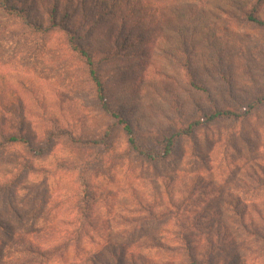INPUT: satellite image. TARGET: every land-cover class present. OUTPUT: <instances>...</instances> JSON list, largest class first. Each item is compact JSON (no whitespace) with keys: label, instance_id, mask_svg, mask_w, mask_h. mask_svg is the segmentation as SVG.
<instances>
[{"label":"rangeland","instance_id":"obj_1","mask_svg":"<svg viewBox=\"0 0 264 264\" xmlns=\"http://www.w3.org/2000/svg\"><path fill=\"white\" fill-rule=\"evenodd\" d=\"M148 1L159 9L156 24L144 23L149 15L141 25L127 16L112 21L78 3L34 8L9 0L19 8L10 16L0 7V240L9 233L18 244L15 235L32 228L42 239L57 236L73 218L69 200L88 189L114 203L109 212L95 205L97 220L111 227L92 233L77 264L109 256L103 238L145 235L168 248L150 249L142 238L133 248L137 264H264V103L248 117L177 138L166 159L147 160L104 110L72 44L92 55L107 101L154 148L203 112L242 109L264 95V26L247 18L264 20V0ZM11 135L42 153L9 142ZM139 200L165 215L154 221ZM20 250L10 246V262Z\"/></svg>","mask_w":264,"mask_h":264},{"label":"trees","instance_id":"obj_2","mask_svg":"<svg viewBox=\"0 0 264 264\" xmlns=\"http://www.w3.org/2000/svg\"><path fill=\"white\" fill-rule=\"evenodd\" d=\"M53 1L59 2L60 6L64 4H68L72 7H75L74 3H78L79 7L82 5L85 7H89L91 11H95L97 14L102 13L103 15L109 14V19L112 21H117L121 16H127L130 19H133L138 24H143V20L145 17H149L146 19L144 23H153L156 24L158 22L157 18L159 17L158 8L154 7L148 0H29L32 4V7L38 6H47L50 5ZM50 3V4H49ZM1 9L7 13V15H11V10H18L15 5H11L9 0H0ZM25 8L22 9V14L25 15ZM71 11L66 12V17L69 15ZM58 13H54L55 24L58 25V21L61 19V15ZM149 15V16H148ZM248 20L256 23L258 25L264 26V20L258 16L249 15ZM42 23V22H40ZM38 25V28H42V24ZM74 45V49L79 52L80 56L85 59V64L88 69L89 77L92 80L94 86L96 87L97 93L100 99H103V108L104 110L113 117L117 119L120 124L123 125L126 135L128 137V142L132 150L137 153L139 156L155 161L160 159L168 158L171 153L174 151L176 146L177 138L182 136H190L193 134L194 130L198 127L205 126L211 123H214L219 120H230V119H241L248 117L251 115L256 107L262 103H264V95L255 98L251 102H249L242 109H233V108H219L215 109L211 112H203L200 117H196L192 122L188 124L187 127L182 128L181 130L176 131L173 134H167L166 132L161 136V138L154 145V148H151L147 142L142 138V136L133 128L131 124H128L118 113V110L111 106V104L107 101L104 96L105 85L98 74L97 70L94 68V60L92 55L82 47L81 44L72 42ZM9 142H22L34 151L35 154H41L42 149L40 147H36L29 141V138L22 135H11L8 138ZM101 140L95 139L92 140V143L100 144ZM90 142V143H91ZM107 195V194H106ZM109 196V195H107ZM94 192H91L88 189L83 191H78L75 195V203L69 200V204L67 205V210L69 214L72 215V219L69 220L68 224H65L63 229L58 232L57 236H46L43 239L39 238L40 233L39 229L32 228L28 232H18L15 236L20 243L16 244L12 242L13 238L9 233L5 234L7 237L6 240H0V264H12L15 261L17 264H77L78 253L81 254L85 251V245L91 244L95 242V235H101L103 231L106 229H110L111 225L109 222L105 221L101 223L100 218L95 217L96 210V202H100L102 204L107 205L108 212L111 210L113 206L107 203L108 197H105V201L101 202L104 197H98ZM177 209H181L180 205L176 202ZM138 206H142L145 211L150 212L153 216L154 221L159 222L163 216L165 215L163 212L158 214L154 212L155 203H149L143 200H139ZM162 207V206H158ZM25 208H27L25 204ZM32 212L40 215L42 210L39 206H33ZM96 219H95V218ZM161 217V218H160ZM48 216H44V220H47ZM99 219V220H97ZM151 220V219H149ZM46 223V222H45ZM48 223V222H47ZM133 224L137 225L134 228L143 229L142 224L138 220H134ZM146 223V222H144ZM152 223V222H151ZM40 229V232L45 228ZM94 233V234H92ZM125 237L124 235H122ZM144 237H147L145 235ZM142 237V238H144ZM142 238H139L140 240ZM34 239L41 241L42 243H47V241H54L56 243L54 246H50L46 248L44 245L38 244ZM107 244L106 251L108 255L104 253V251L100 252V256L98 253L93 255L94 263L93 264H127V259L133 263L137 264L136 254L133 251V248L138 244L140 240H136L129 238L124 239L122 242H117L112 240L111 238H103ZM148 241V246L150 249H166L168 245L163 244L160 240L153 238L151 236L145 238ZM181 242L184 244L185 238H180ZM11 245L17 246L20 245L21 250L19 251L20 257L11 260V255H8V250ZM49 245V244H48ZM182 246V248H183ZM75 259V261H74ZM146 264L145 261H143Z\"/></svg>","mask_w":264,"mask_h":264}]
</instances>
